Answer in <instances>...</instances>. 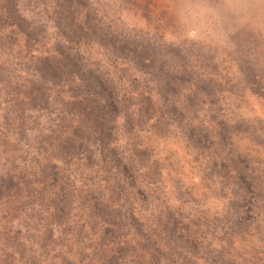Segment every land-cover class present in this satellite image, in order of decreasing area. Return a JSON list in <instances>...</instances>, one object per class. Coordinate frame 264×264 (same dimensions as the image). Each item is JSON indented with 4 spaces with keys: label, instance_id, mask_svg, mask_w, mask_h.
Masks as SVG:
<instances>
[{
    "label": "rangeland",
    "instance_id": "rangeland-1",
    "mask_svg": "<svg viewBox=\"0 0 264 264\" xmlns=\"http://www.w3.org/2000/svg\"><path fill=\"white\" fill-rule=\"evenodd\" d=\"M15 1L0 264H264V0Z\"/></svg>",
    "mask_w": 264,
    "mask_h": 264
},
{
    "label": "trees",
    "instance_id": "trees-1",
    "mask_svg": "<svg viewBox=\"0 0 264 264\" xmlns=\"http://www.w3.org/2000/svg\"><path fill=\"white\" fill-rule=\"evenodd\" d=\"M5 1V5H6V10L8 11V9L11 8H16L17 6V2L15 0H4ZM18 1V0H17ZM76 2V5H78L80 0H66V4L65 7L68 9L72 6L73 2ZM103 100L106 101H110L112 102V100H114V98L109 95L108 97L103 98Z\"/></svg>",
    "mask_w": 264,
    "mask_h": 264
}]
</instances>
